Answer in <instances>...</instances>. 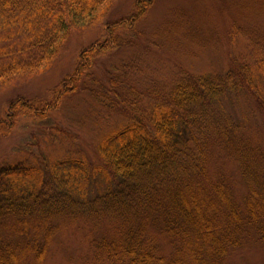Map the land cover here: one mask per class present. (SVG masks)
Listing matches in <instances>:
<instances>
[{
	"label": "trees",
	"instance_id": "16d2710c",
	"mask_svg": "<svg viewBox=\"0 0 264 264\" xmlns=\"http://www.w3.org/2000/svg\"><path fill=\"white\" fill-rule=\"evenodd\" d=\"M113 1L0 0V86L43 71L72 30L104 19ZM153 2L134 0L129 14L102 21L101 37L79 50L51 97L6 104L0 138L21 117L46 120L77 92L102 108V129L93 159L75 134L52 126L48 144L33 134L23 155L0 164V264H44L61 231L80 225L93 233L83 264H228L244 243H264V134L252 121L264 112V34L233 24L243 50L220 72L179 69L139 87L132 58L93 75L99 56L135 45Z\"/></svg>",
	"mask_w": 264,
	"mask_h": 264
},
{
	"label": "rangeland",
	"instance_id": "374dc122",
	"mask_svg": "<svg viewBox=\"0 0 264 264\" xmlns=\"http://www.w3.org/2000/svg\"><path fill=\"white\" fill-rule=\"evenodd\" d=\"M133 1L114 0L104 19L88 27L73 29L61 53L43 71L16 76L0 86V116L8 101L18 95L33 101L48 95L51 97L52 89L76 65L79 50L101 37L102 21L129 14ZM233 24L240 29L249 28L255 33L264 34V0H154L135 29V45L120 46L99 56L91 72L105 78L111 65L134 58L139 68L132 72V79L143 87L150 79L168 82L179 69L192 73L223 71L228 67L232 54L243 50L242 37L236 35L232 38L230 35ZM241 105L250 107L246 102ZM232 108L239 114V106ZM101 115L102 108L87 93L77 92L67 96L57 109L50 111L46 120L36 122L21 117L11 134L0 138V164L13 162L23 155L24 142H32L33 134L38 135L35 141L39 145L48 144L49 141L42 134L49 133L52 126L75 134L77 147L93 159L96 156L94 143L102 129ZM252 121L264 134V112H258ZM38 144L36 146L33 141L30 148H39ZM222 160L216 159L214 165L221 164ZM227 170L234 175L236 192L243 194L245 186L239 180L235 165L229 162ZM92 235L85 225L69 226L62 230L59 237L53 240L44 264H83ZM171 243L167 239L161 242V251L166 255L171 251ZM227 263L264 264V243H244L230 253Z\"/></svg>",
	"mask_w": 264,
	"mask_h": 264
}]
</instances>
